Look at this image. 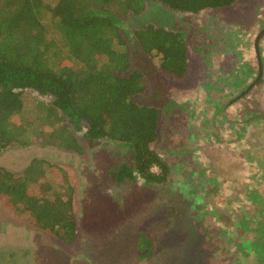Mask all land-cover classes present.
Returning a JSON list of instances; mask_svg holds the SVG:
<instances>
[{
	"label": "rangeland",
	"instance_id": "374dc122",
	"mask_svg": "<svg viewBox=\"0 0 264 264\" xmlns=\"http://www.w3.org/2000/svg\"><path fill=\"white\" fill-rule=\"evenodd\" d=\"M142 1V13L120 17V28L130 54L127 73L140 71L145 77V89L133 101L158 110L157 138L150 148L170 167L165 183L147 185L140 178L116 183L111 172L133 165L126 146L93 144L77 134L82 152L76 153L59 148L49 140V129L36 125L27 132L26 147L11 144L0 152V168L15 177L33 160L60 168L61 175L48 168L46 182L59 188L60 176L65 177L75 236L63 243L0 195V264H264L259 238L264 232H258L264 228V69L256 90L224 110L230 91L248 84L247 74L252 79L256 74L252 44L264 28V0H236L199 14ZM189 18L194 23L218 19L222 35L230 39L204 60L192 49L195 40L186 37L182 79L134 48L132 34L145 25L181 31ZM260 49L264 58V37ZM214 71L230 77L226 92L222 85L221 93L205 87L218 81ZM21 93L25 124L40 103L52 101L31 90ZM254 116L259 119L242 129L238 120L244 124Z\"/></svg>",
	"mask_w": 264,
	"mask_h": 264
},
{
	"label": "trees",
	"instance_id": "16d2710c",
	"mask_svg": "<svg viewBox=\"0 0 264 264\" xmlns=\"http://www.w3.org/2000/svg\"><path fill=\"white\" fill-rule=\"evenodd\" d=\"M155 1L172 12L199 14L236 0ZM143 10L142 0H0V152L11 144L26 147L27 132L42 124L49 140L76 153L82 152L77 134L93 144L126 146L133 165L111 172L116 183L140 178L164 184L170 167L150 148L157 138L158 112L133 101L143 93L145 77L140 71L127 73L130 54L120 28V17ZM162 26L134 31L132 44L161 71L182 79L187 70L184 34ZM24 90L52 99L37 106L28 124L21 117ZM48 168L61 175L60 168L40 160L20 177L0 168V195L69 244L75 236L72 191L63 190V176L59 188L46 182Z\"/></svg>",
	"mask_w": 264,
	"mask_h": 264
},
{
	"label": "flooded vegetation",
	"instance_id": "af4514ba",
	"mask_svg": "<svg viewBox=\"0 0 264 264\" xmlns=\"http://www.w3.org/2000/svg\"><path fill=\"white\" fill-rule=\"evenodd\" d=\"M181 28H182L181 32L184 34L185 38L189 37L190 39L195 40L194 46L192 49H194L195 52L198 51L197 53L200 52L198 55H199V57L204 58V60H207L206 59L207 56L210 55L212 52H214L216 54L219 53V51H218L219 45H221L222 43H224L225 45L227 43H229L230 38H228L226 34L222 35L223 28H222L220 22L218 21V19L210 18V20H206L205 23H198V22L194 23L193 19L189 18L187 20V23H183V22L181 23ZM263 29H261V30H263ZM259 32L257 33V35L259 34ZM256 36H255V38H256ZM263 37L261 39H263ZM255 38L253 40L252 48H253V54H254V59H255L254 65H256V74H255L253 79L251 77L252 74H247V76L250 78V82L248 84H246L243 88L237 89L238 91H236L235 89H232L230 91V93L233 96L228 95L229 93H226V96L227 97L231 96V98L229 99L227 105L226 104L224 105V110L227 108L229 103L234 104L237 101L243 99L245 96L248 97L249 94H251L252 92H254L256 90V88L258 87L259 83L262 80L263 69H264V58H263V54H262L261 49H260V41H261V39H260V41H259V56H260V61H261L260 65H262V77L258 83H256L254 86H252L249 89V91L246 92V90L250 87V85L254 83V81L258 75V71H259V66L257 65L258 60H257V56H256L255 50H254ZM208 64L209 63L207 62V65ZM208 70H209V67H208ZM214 72H215L216 76L218 77V81H214L211 83H208V81H207V85H205V87L208 89H215V91H218L219 93L222 92L221 88L223 87V90L226 92L227 88L229 86L228 83L230 82V77L226 78L223 75L224 73L219 74L216 71H214ZM233 80H234V82L236 81V79H233ZM236 84H237V82H236ZM221 85H222V87H221ZM232 86L235 87V85H231V87ZM234 92H235V94H234ZM242 93H243V95L241 96ZM146 107H148V106H146ZM153 108L158 112V110L155 107H153ZM263 116H264V114H263ZM255 119L258 120L259 118L254 116V117L246 119L247 121H245L244 124H242L243 121H240V120H238V123H240L242 125V126L240 125L242 128L245 124H250ZM242 129H244V128H242ZM252 201H257V200L255 199Z\"/></svg>",
	"mask_w": 264,
	"mask_h": 264
},
{
	"label": "water",
	"instance_id": "95a60500",
	"mask_svg": "<svg viewBox=\"0 0 264 264\" xmlns=\"http://www.w3.org/2000/svg\"><path fill=\"white\" fill-rule=\"evenodd\" d=\"M263 36H264V29L259 32V34L256 36L255 41H254V50H255V54L257 56V60H258L257 65L259 66V71H258V75H257L254 83L250 85V87L246 90V92L249 91V89L252 86H254L256 83H258L262 77V65H260L261 61H260V56H259V41ZM242 95H243V93L241 94V96Z\"/></svg>",
	"mask_w": 264,
	"mask_h": 264
}]
</instances>
